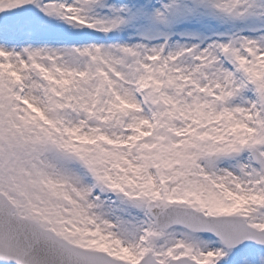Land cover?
Masks as SVG:
<instances>
[{
  "label": "snow or ice",
  "instance_id": "obj_1",
  "mask_svg": "<svg viewBox=\"0 0 264 264\" xmlns=\"http://www.w3.org/2000/svg\"><path fill=\"white\" fill-rule=\"evenodd\" d=\"M0 264H264V0H0Z\"/></svg>",
  "mask_w": 264,
  "mask_h": 264
}]
</instances>
